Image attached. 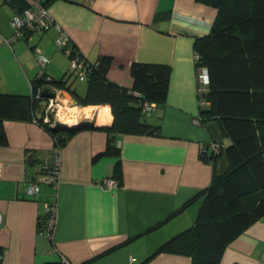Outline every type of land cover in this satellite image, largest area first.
<instances>
[{
	"label": "crops",
	"instance_id": "obj_1",
	"mask_svg": "<svg viewBox=\"0 0 264 264\" xmlns=\"http://www.w3.org/2000/svg\"><path fill=\"white\" fill-rule=\"evenodd\" d=\"M7 1L0 0V93L30 94L40 70L33 51L39 49L48 59L45 73L64 85L52 92L58 125L85 128L59 149V181L53 186L39 174L40 164L52 156L48 130L35 120L4 121L0 264H192L188 256L157 250L197 220L214 172L202 149L213 142L230 145L221 130H210L199 116L194 41L209 35L217 10L196 0H44L70 48L89 63L110 58L108 81L131 88L133 63L170 67L166 101L143 117L158 131L116 136L119 182L113 177L117 159L95 158L107 144L110 106L78 105L87 85L69 74L70 58L56 45L54 28L7 43L13 35L10 19L20 8ZM107 180L117 185L107 188ZM31 183L39 187L35 196L26 192ZM50 206L55 222L48 236L44 225ZM219 264H264V218L226 246Z\"/></svg>",
	"mask_w": 264,
	"mask_h": 264
},
{
	"label": "trees",
	"instance_id": "obj_2",
	"mask_svg": "<svg viewBox=\"0 0 264 264\" xmlns=\"http://www.w3.org/2000/svg\"><path fill=\"white\" fill-rule=\"evenodd\" d=\"M196 1L217 10L209 35L194 41L195 67L205 68L208 78L201 95L208 104L200 108L199 116L202 123L221 130L230 145L221 146L218 155L203 157L213 165L214 172L210 185L201 195L195 224L166 241L157 252L188 256L192 264H219L226 246L264 218V0ZM7 4L20 6L18 12L26 7L23 0H10ZM70 52L71 57L79 54L75 47ZM110 63L108 57L94 63L85 59L87 89L85 96L77 101L80 106H110L113 123L106 130L107 144L95 158H116L113 177L120 182L116 136L158 131V127L143 122V103L159 105L166 101L170 67L133 63L132 87L122 88L106 78ZM46 76V73L37 75L31 81L29 95L0 93V146L7 145L5 120H35L48 130L54 146L60 148L69 137L85 128L51 127L43 123L46 103L35 99V95L46 88L64 87L62 81L53 78L46 82ZM37 111L41 117L36 116Z\"/></svg>",
	"mask_w": 264,
	"mask_h": 264
},
{
	"label": "built area",
	"instance_id": "obj_3",
	"mask_svg": "<svg viewBox=\"0 0 264 264\" xmlns=\"http://www.w3.org/2000/svg\"><path fill=\"white\" fill-rule=\"evenodd\" d=\"M26 7L20 12L14 13L10 19V26L13 30L12 38L7 41L10 45L13 41L18 39L30 40L34 35L38 33H44L48 30L54 28L57 33V38L55 40L56 45L65 52L70 58V75H75L80 81L86 80V71H85V59L83 55L75 54L71 57L70 52V40L68 36L63 32L60 26L54 23L51 18L48 8L45 6L44 0H24ZM34 58L40 67L38 76L45 74V66L48 63V59L45 55L39 50L34 49L33 51ZM197 56L194 55V62H196ZM198 76V105L199 107L207 106V102L201 97L202 93L206 90L208 85L207 72L205 68L199 69ZM52 80L48 75L46 76V82L50 83ZM54 88L50 87L47 93L38 91L35 95V99L43 100L46 103L44 109L43 123L46 125H58L61 123L60 117L58 114V102L57 97L52 95ZM137 97H140V94H135ZM155 103H143L142 111L144 113H150L155 110ZM211 148L212 154L217 155L219 153L220 146L217 143H210L207 147L202 149V156L206 155L207 149ZM59 149L60 147H55L53 145L51 159L42 162L39 166L40 180L46 183H49L53 186H56L59 181V169H60V159H59ZM1 164H0V176H1ZM104 185L107 188H113L117 183L113 180H107L104 182ZM26 192L30 195L35 196L39 192V187L35 183H31ZM47 226L44 229L48 236H51L52 228L54 227V209L50 206L47 209Z\"/></svg>",
	"mask_w": 264,
	"mask_h": 264
},
{
	"label": "water",
	"instance_id": "obj_4",
	"mask_svg": "<svg viewBox=\"0 0 264 264\" xmlns=\"http://www.w3.org/2000/svg\"><path fill=\"white\" fill-rule=\"evenodd\" d=\"M48 91H49V89L46 88V90H44L43 92H44V93H47ZM75 105H76V101H75ZM208 128H209L210 130H213V127H212V126H209ZM212 138H213V139L216 138L215 133L213 134ZM206 154H207V158H211V157H212V150H211V148H208V149H207Z\"/></svg>",
	"mask_w": 264,
	"mask_h": 264
},
{
	"label": "rangeland",
	"instance_id": "obj_5",
	"mask_svg": "<svg viewBox=\"0 0 264 264\" xmlns=\"http://www.w3.org/2000/svg\"><path fill=\"white\" fill-rule=\"evenodd\" d=\"M73 81H75L76 86L78 85V81L76 80V78H73ZM88 116V115H87ZM66 123H69L68 121H66Z\"/></svg>",
	"mask_w": 264,
	"mask_h": 264
},
{
	"label": "bare ground",
	"instance_id": "obj_6",
	"mask_svg": "<svg viewBox=\"0 0 264 264\" xmlns=\"http://www.w3.org/2000/svg\"><path fill=\"white\" fill-rule=\"evenodd\" d=\"M58 114H59V112H58ZM60 117V116H59Z\"/></svg>",
	"mask_w": 264,
	"mask_h": 264
}]
</instances>
